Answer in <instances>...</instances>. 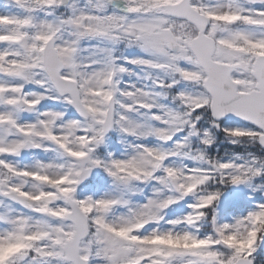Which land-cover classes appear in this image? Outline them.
<instances>
[{"label":"snow or ice","instance_id":"snow-or-ice-1","mask_svg":"<svg viewBox=\"0 0 264 264\" xmlns=\"http://www.w3.org/2000/svg\"><path fill=\"white\" fill-rule=\"evenodd\" d=\"M88 2L5 0L0 11V264H264V202L231 222L216 214L229 188L264 176V156L205 151L217 130L230 144L264 149V0H120L114 11L113 0ZM63 6L69 14L55 16ZM83 39L139 48L143 56L124 59L151 87L121 88L128 70L113 49L85 58ZM45 99L77 118L45 111L20 121ZM233 117L247 126L221 127ZM114 128L160 143L101 159L96 150ZM34 149L57 156L24 166L8 159ZM94 169L116 191L81 197ZM146 183L152 194L131 203L128 193ZM185 197L189 211L161 227L164 210Z\"/></svg>","mask_w":264,"mask_h":264},{"label":"rangeland","instance_id":"rangeland-1","mask_svg":"<svg viewBox=\"0 0 264 264\" xmlns=\"http://www.w3.org/2000/svg\"><path fill=\"white\" fill-rule=\"evenodd\" d=\"M68 4H71L73 7L77 9H87L89 7L88 0H67ZM94 2V0H93ZM120 0H113V6L110 7L109 11H114L119 6ZM5 0H0V11L5 10ZM14 10V9H12ZM71 9H69V12ZM43 16V14H40ZM55 15V14H54ZM57 16V15H55ZM112 45H109L105 42H101L95 39H83L80 41V48H81V56L85 58H97L100 56H103V53L99 51V49L111 47ZM144 53L138 48L137 51L130 53L126 55L125 57L121 58L118 63H121L128 71L121 75V84L120 87L124 88L127 85H135L137 88H150L151 87V81L148 79H145V71L142 70L139 66L133 65L131 63H127L124 58L132 59L135 57L143 56ZM162 75V74H161ZM38 89L36 86L28 84L25 85V91L26 92H34ZM45 111H62L64 112V119H76L77 115L75 113H72L69 111V107H66L61 101H51V99H45L40 102V104L37 106V110L35 112H24L21 113L19 116V119L22 123L24 122H33L38 118L39 112H45ZM155 111V110H154ZM143 110H141V113ZM133 120L136 121H142L143 115L140 113H130L129 114ZM151 123L155 124V121H152ZM224 127H246V124L236 122L235 120L229 121L226 119L224 121ZM106 143V151L104 154V158L108 156L110 153L114 158H124L126 156H129L133 153L134 145L137 144H144L146 146L155 147L160 142L154 137V136H147V137H133L131 135H126L122 132H120L117 129V132L115 133V136L111 137L108 135L105 139ZM249 154H253L257 157L258 154L250 149V146L248 145H242L240 147L238 152H231L226 154L223 157H220L218 159H227L230 156L233 155H239V156H247ZM57 156V154L53 151H43L41 149H34L33 151H29L23 156L18 157H9L8 159L13 160L14 162H19L21 166L24 165H31L34 160H40V161H48L50 159H53ZM103 158V159H104ZM165 163L171 164L174 166H181L183 164H187L191 166V163L188 160H183L180 158H170ZM112 180V179H111ZM148 185L147 192L144 193L142 189L140 190L141 194L137 192V190L133 189L130 193H128V198L130 199V202L133 204H142L145 202L146 197L150 196L153 191V184L152 183H146ZM144 185V184H140ZM138 185V186H140ZM242 188H244L245 192L242 194L243 203L242 206H235L233 202L235 201V198L237 195L241 192ZM108 191H116L115 185H113V182H107L103 187H99L96 190H90V189H83L79 192V195L81 197L83 196H100ZM258 192V189L256 186L251 182V186L246 185H240L238 187L231 188L229 192L225 194L221 202L219 203V208L216 210V214L218 217V220L220 222H231L233 217L241 216L247 213V211L251 210L253 207H255L256 204L264 202V189L261 190V197L262 199H256L255 194ZM191 203V199H188L186 201H182L179 204L171 205L168 209L164 210V220L161 221L160 226L167 228L169 225H167L165 222L169 219H176L178 216H183L186 214L188 209V204ZM123 212L122 208H117L115 210V214L119 215ZM149 230L153 227H157V225H148L146 226ZM180 227V226H177Z\"/></svg>","mask_w":264,"mask_h":264},{"label":"trees","instance_id":"trees-1","mask_svg":"<svg viewBox=\"0 0 264 264\" xmlns=\"http://www.w3.org/2000/svg\"><path fill=\"white\" fill-rule=\"evenodd\" d=\"M203 120H204V117H202V121L201 122H203ZM254 145L257 148V144H254ZM192 147L195 149L197 147H203V146L202 145H199L198 142L194 138L193 139V143H192ZM232 149H233L232 145L225 139L223 133L217 130L215 132V138H214L213 144L210 145V146H208L205 149V151H206L208 157H210V158H212V157L217 158L218 156H220L223 153H225L227 151H230ZM254 181H255V184H256V187L258 188V190L262 186H264V176H259V178L256 177V178H254ZM215 187H217V185H211L210 188H209V190H212ZM227 192H228V190H227ZM217 206H216V208H217ZM210 228H211V224H205V225L202 226L201 231L202 232H205L206 230H208ZM260 247H261V249H264V245L263 244Z\"/></svg>","mask_w":264,"mask_h":264}]
</instances>
